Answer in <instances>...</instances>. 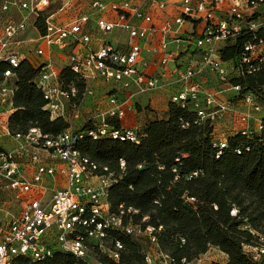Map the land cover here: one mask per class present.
Here are the masks:
<instances>
[{
  "label": "built area",
  "instance_id": "2783aa9c",
  "mask_svg": "<svg viewBox=\"0 0 264 264\" xmlns=\"http://www.w3.org/2000/svg\"><path fill=\"white\" fill-rule=\"evenodd\" d=\"M169 6L174 16L168 15ZM164 14L166 18L161 20ZM38 21H42L44 33L38 35L34 54L43 61L31 63L20 50V37L29 27L36 29ZM243 31L253 41L243 47L237 77L264 70V39L258 37L264 33V0H2L0 63L16 69L26 60L39 69L34 82L42 91L44 109L52 119H65L69 129L54 138L37 129L12 136L8 118L0 116V139L12 141L11 149L0 151V264H11L15 258L42 262L55 253L85 264H101L96 258L99 253L119 264L123 248L118 241L108 242L111 232L143 234L151 244L147 264L152 259L155 264H174L158 249L153 228L142 233L138 226L123 224L122 211L118 215L109 211L107 194L115 182L113 176L99 174V167L78 150V145L86 137L138 144V129L116 131L108 121L120 122L132 109V99L155 91L169 66L174 67L178 87L171 103L189 101L198 117L213 125L226 115H234L243 126L238 133L244 137L263 131L264 105L254 95L242 96L244 112L238 111L232 99L220 101L200 82L205 72L220 79L227 77L229 69L220 58L221 45L234 41ZM113 33L120 35L115 43L106 40ZM157 37V46H153ZM93 40H98L97 47L92 46ZM192 40L196 49L188 56ZM169 43L178 50L179 45L186 46L181 53H172L167 52ZM50 48L68 52L63 67L85 83L80 102H73L75 88L63 90L59 82L63 67L57 69L47 57ZM145 50L157 58L161 73L156 76L141 68L146 67L142 59ZM12 76L10 71L2 75L0 109L12 105L14 91L8 84ZM98 84L112 88L107 94L108 108L97 111L80 130L73 129L71 120L79 118L78 103L93 96ZM230 90L233 98L239 96L238 86ZM120 91L127 92L128 98L121 99ZM71 103L70 116L67 106ZM86 125L89 127L83 129ZM214 147L224 149L226 141L214 140ZM3 195L18 203L13 213L3 212ZM252 250L255 258L264 254V247Z\"/></svg>",
  "mask_w": 264,
  "mask_h": 264
},
{
  "label": "trees",
  "instance_id": "16d2710c",
  "mask_svg": "<svg viewBox=\"0 0 264 264\" xmlns=\"http://www.w3.org/2000/svg\"><path fill=\"white\" fill-rule=\"evenodd\" d=\"M35 27L44 33L42 21ZM258 37L264 39V33ZM252 41L243 31L220 51L221 60L236 70L244 45ZM6 71L13 74V112L7 121L12 136L37 129L54 138L69 129L65 119H52L44 109L42 91L34 82L39 69L26 60L16 69L0 63V83ZM59 82L63 90L75 88L73 102L82 100L85 83L68 67L62 68ZM227 86L240 88L239 96L231 98L235 105L248 93L264 105V70L235 77ZM108 125L123 130L117 120ZM214 131L189 101L169 102L160 119L138 128V144L86 137L78 150L99 167V174L113 176L107 194L109 211L117 215L122 211L123 224L138 226L142 233L153 228L158 249L174 264L193 263L210 248L227 257L225 264H264V254L255 258L244 250L264 247V130L250 137L237 132L226 139L224 149L214 147ZM107 240L122 245L119 264H147L148 237L111 232ZM96 258L101 264H113L99 253ZM11 264L85 263L55 253L42 262L15 258Z\"/></svg>",
  "mask_w": 264,
  "mask_h": 264
},
{
  "label": "crops",
  "instance_id": "0c3cea01",
  "mask_svg": "<svg viewBox=\"0 0 264 264\" xmlns=\"http://www.w3.org/2000/svg\"><path fill=\"white\" fill-rule=\"evenodd\" d=\"M167 13L169 16H174L173 7L169 6ZM165 15L167 14L162 15L160 19L163 20L164 18H166L164 17ZM119 37L120 35L118 33H113L112 35L108 36L106 40L111 43H115L116 40L119 39ZM93 41L94 42L92 46L97 47L99 45L98 40H93ZM158 41H159V37L153 40L152 45L157 46ZM123 42H124V37H121L120 43L123 44ZM179 48L180 50L176 51V53L178 54L181 53L182 50L184 49V44L179 45ZM46 54L47 57L52 59L57 69H61L63 66H65L67 60L66 58L62 57V51H59L58 49L55 48H50L47 49ZM28 59L30 62L32 61L31 63H41L43 61V59H36L33 58L32 56L28 57ZM142 59H143V65H146V67L141 66V68L144 69L146 73L154 74L155 76L161 73V69L158 66V61L156 57L148 55V53L145 50L142 53ZM173 72H174V67L169 66V68H167V75H165L164 78H161L160 84L155 91H153L148 95H144L132 99V101L130 102L132 109H130L126 113V116L120 121V126L123 130L141 128L142 126L145 125L147 121L153 120L154 118L160 119L165 114V112L168 110L170 97L178 90V87L175 84L176 77ZM201 76H200V80L201 78L203 79V75ZM95 87L100 89L103 86L98 84ZM229 91L230 90H228V92ZM117 93L121 99L128 98L127 92L120 91ZM232 96L234 97V93H228L224 96H219L218 98L220 101H225L227 98L230 99L233 98ZM84 104H86V106L89 105V107L91 106L92 108L91 107L90 108L94 109L95 112L104 111L108 108L107 96L104 98H100V95L94 94L93 96L86 98ZM236 106L240 110H244V107H242L240 102L237 103ZM11 113L12 112H10V114ZM10 114H8L6 118H8ZM221 127L231 130L233 133H231L230 135H234L240 129H242L243 126L240 123H238V121H234V122L226 121L220 126L218 125V130L219 128L221 129ZM221 133L222 132H218V131L214 132V137L216 139L219 138L221 140V138L223 137V134ZM7 141L10 142V144ZM2 142H6L7 145L10 146L9 149L12 148V141L9 140L8 138H3L0 139V149L9 150L4 147H1Z\"/></svg>",
  "mask_w": 264,
  "mask_h": 264
},
{
  "label": "rangeland",
  "instance_id": "374dc122",
  "mask_svg": "<svg viewBox=\"0 0 264 264\" xmlns=\"http://www.w3.org/2000/svg\"><path fill=\"white\" fill-rule=\"evenodd\" d=\"M56 8H57V6L55 5L52 7V10L54 11ZM39 34H41V33H39L38 30L36 31V29H34L33 27H29L27 32L20 37V42H22L20 50H21V52L23 51L24 54L28 55V57H31L33 55L32 57L37 58L36 55L34 54V51L39 46V44L37 43V39H38ZM231 43H233V41H230L226 44L221 45V50H223L227 45H230ZM195 44H196V41L192 40L190 48H189V52L187 53L188 56H190L191 53L195 52V49H196ZM184 46H186V43H184ZM176 48H177V45L169 43L167 52L176 53V51L178 50ZM66 56H68L67 51L62 53L63 58H66ZM226 66L229 69V73H228L226 78L220 79L219 77H217L213 73L205 72L203 74V79L201 78V80H200L202 86L205 89L214 92L215 94H217L218 97L224 96L228 93H233L229 89V87L227 86V83H229V81L231 79L237 77V72L233 68H230L229 65H226ZM12 81H13V76L8 81V84L11 87H12ZM102 86L103 87H101L100 89L95 87L93 89V95L94 94L100 95V98L106 97L109 90L112 88L109 85H102ZM228 90H230V91L228 92ZM229 99L230 98H227L225 101H230ZM84 102H85V100L81 103H78V106H81L79 109V118L77 120H71L72 121L71 126L75 130H80L84 126L86 121L90 118H94V116L96 114L95 110L91 109L92 107L90 106L91 107L90 108L89 105L86 106V104H84ZM72 104L73 103H71V106H67V115H70V116H71V111L73 108ZM236 110L243 111V110H240L239 108H236ZM10 112H13L12 105L11 106H3L0 109V116L6 117L8 114H10ZM226 121L234 122V121H238V119L234 115H226V116H224V118L220 122L214 124V130H215L214 132L218 131V132H222L221 134H223V137L221 138V140L219 138L218 139L215 138V141H217V142L226 141V139L231 136L230 134L233 133L231 130L226 129V128H222V127H221V129L219 128L220 131L218 130V125L220 126L221 124H223ZM8 143L10 144V142H8ZM1 147H4L6 149L10 148V146L7 145L6 142H2ZM17 205H18V203L16 202V200L13 197H12V199H10V197L3 195L2 199H1V206H3V212L6 211L9 213H13L15 211V209L17 208ZM55 247L57 248V246H55ZM144 247H146V243H144ZM244 250L246 253H249V254L255 256V252L252 250V248L244 247ZM226 262H227V257L223 253H221L220 251H218L215 248H210L208 250L207 254L200 257L198 260H195L192 264H225ZM151 264H155L153 259H152Z\"/></svg>",
  "mask_w": 264,
  "mask_h": 264
}]
</instances>
